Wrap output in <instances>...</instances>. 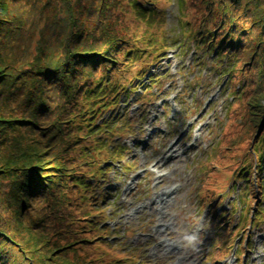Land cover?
I'll return each mask as SVG.
<instances>
[{
	"label": "trees",
	"instance_id": "1",
	"mask_svg": "<svg viewBox=\"0 0 264 264\" xmlns=\"http://www.w3.org/2000/svg\"><path fill=\"white\" fill-rule=\"evenodd\" d=\"M176 1L183 45L214 52L237 103V133L220 150L240 153L224 170L260 188L264 0ZM166 18L153 0H0V264L118 262L111 225L90 218L103 214L98 181L130 147L101 138L119 129L99 119L169 47Z\"/></svg>",
	"mask_w": 264,
	"mask_h": 264
},
{
	"label": "rangeland",
	"instance_id": "2",
	"mask_svg": "<svg viewBox=\"0 0 264 264\" xmlns=\"http://www.w3.org/2000/svg\"><path fill=\"white\" fill-rule=\"evenodd\" d=\"M153 1L167 17L163 27L154 26L169 31L170 45L144 80L134 83L141 88L120 93L118 103L99 119L114 120L119 129L101 138L109 136L111 145L130 148L98 181L94 195L103 214L90 219L111 225L107 235L114 236L106 240L112 246L108 252L114 249L109 257L118 260L115 264H238V255L243 264H264V158L260 188L224 170L225 161L235 162L231 157L240 153L230 145L224 159L220 150L237 133L239 121L233 119L229 136L231 109L237 103L227 89L228 75L215 63L213 51L190 39L183 45L181 24L186 17L176 0ZM249 142L241 145L243 150ZM173 143L174 155L165 160ZM125 162L133 166L123 171ZM137 171V181L129 185ZM162 190L169 191L160 207L156 199ZM217 198L211 203L218 205L212 214L202 209ZM165 239L173 241V247Z\"/></svg>",
	"mask_w": 264,
	"mask_h": 264
},
{
	"label": "water",
	"instance_id": "3",
	"mask_svg": "<svg viewBox=\"0 0 264 264\" xmlns=\"http://www.w3.org/2000/svg\"><path fill=\"white\" fill-rule=\"evenodd\" d=\"M137 177V174L132 176V179L131 180H134L135 178Z\"/></svg>",
	"mask_w": 264,
	"mask_h": 264
},
{
	"label": "bare ground",
	"instance_id": "4",
	"mask_svg": "<svg viewBox=\"0 0 264 264\" xmlns=\"http://www.w3.org/2000/svg\"><path fill=\"white\" fill-rule=\"evenodd\" d=\"M173 152V151H172Z\"/></svg>",
	"mask_w": 264,
	"mask_h": 264
}]
</instances>
